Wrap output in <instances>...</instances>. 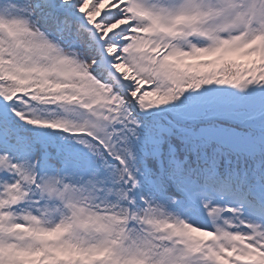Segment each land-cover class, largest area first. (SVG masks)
<instances>
[{
    "label": "trees",
    "instance_id": "1",
    "mask_svg": "<svg viewBox=\"0 0 264 264\" xmlns=\"http://www.w3.org/2000/svg\"><path fill=\"white\" fill-rule=\"evenodd\" d=\"M61 1L65 5L68 3L66 0H54L52 3L43 0H0V18L18 22L29 29V32H33L34 37L42 39L45 48L50 46L54 55L76 63L79 68L77 75L70 72L47 75L53 84L58 83L60 86L51 91L46 84L40 82L41 76L24 84L18 78L6 74L0 65V160L9 166V170H0L1 213L12 222L25 225L36 223L62 232V240L66 245L68 242L81 245V248L103 245L105 240H109L108 237L85 235L73 226L59 197L61 187L58 180L61 179L71 190L83 195L87 207L94 214L102 219L105 216L114 219L113 239L127 235V242L137 245L142 252H150V260L156 264H202V261L195 260L189 244L175 248L156 234L140 232L137 224L129 218L131 214H141L146 207L161 219L173 220L182 216L190 223L206 228L200 213L188 206L181 192V188H186L197 199L210 206L222 208L228 204L232 207V212L224 213L219 221L221 232L235 231L250 239L263 240L264 205L250 196L247 185L242 180L241 168L243 166L247 171L262 176L264 141H259L260 137L254 134L256 131L252 130L250 123L237 122L239 119L228 114L230 112H225L223 107L233 105L234 111H239V118L249 116L248 112L262 113L258 121L264 122V85L259 90L261 94H256V97L251 94L263 81H243V89L238 98L228 99L221 93L222 89L206 82L205 72H200L198 75L206 84L189 85V89L197 86L190 94L191 102L197 101L208 106L209 100H215L220 107L212 114L219 116L225 113L226 119L177 120L174 125L169 118L175 119V113L161 112V106L164 105L147 108L142 99L137 108L116 88L106 71L92 66L93 59L99 53L98 43L72 12H67L65 6H58ZM232 1L243 22L230 32V36L252 41L256 35L264 32V8H261L260 0ZM145 5L157 12L194 11L197 8L212 11L218 8L215 0H147ZM212 23L219 25V19ZM132 38L141 43L135 51L121 50V45H117L127 71L132 74L139 70L146 72L145 76L150 79L156 78L151 70L158 68L159 59L142 45L143 42H159V39L156 41V38H144L136 34ZM10 40L0 32V51L12 50L14 42ZM89 41L92 44H88ZM171 44L173 49L185 48L193 55L211 48L210 44L193 37L185 42L175 39ZM0 57L8 59V55ZM81 74L89 76L87 79L94 85L101 84L97 85L99 89H96L98 92L95 91L96 96H91L89 91L90 94L84 95L85 98L81 95L77 89L79 83H82ZM195 79L198 80L199 77ZM179 83L185 81L181 80ZM136 84L134 83V89L138 92L140 86ZM156 87L167 100H163L164 103L184 100L182 91L185 90L175 87L171 80L156 78ZM231 88L233 86H228L227 91ZM6 90L19 96L10 98L7 102L4 99L7 96ZM61 91L67 97L76 94L78 102L70 98L60 101L57 93ZM224 94L227 95V92ZM243 95L245 100L249 97L247 104L242 103ZM201 109L192 117H201ZM244 109L247 111H243ZM38 122L57 123L98 134L101 129L106 140L114 144L133 173L146 205L138 203L134 190L131 196L133 205L128 204L127 188L122 180L123 165L119 161H108L101 147L86 134L77 136ZM198 128L216 132L223 130L236 137H248L254 144L260 145V149L249 158L246 153L229 148L224 140L208 134L201 136ZM262 137L264 138L263 135ZM202 151L212 164L203 161ZM242 220L252 228L243 226ZM0 240H5L12 248L32 245L18 236ZM107 244L109 243H105Z\"/></svg>",
    "mask_w": 264,
    "mask_h": 264
},
{
    "label": "rangeland",
    "instance_id": "2",
    "mask_svg": "<svg viewBox=\"0 0 264 264\" xmlns=\"http://www.w3.org/2000/svg\"><path fill=\"white\" fill-rule=\"evenodd\" d=\"M43 1L46 3L54 2V0ZM66 1H68L66 5L64 4V1H61L58 6H65V9L67 8V12H72L75 17H77V19L88 28L95 42L98 43L99 53L98 56L93 59L92 66H94V68L99 67L100 69L106 71V73L109 74L115 82L116 88L120 89L122 94L126 95L127 99H129L137 107H139V102L142 99L145 101L144 105L147 108H154L156 105L161 106L160 103L163 104V100L167 101L161 96V91L156 87V78L157 80H171L174 82L175 87L185 90L182 91L184 100H176V102L166 103L165 106H161L163 108L162 110H168L170 112L174 110L175 112L182 114L183 118L192 116L200 108L203 109L201 115H205L213 113L214 110L220 107L217 106L218 102L212 99L209 100L208 106L205 103H199L197 101L191 102L190 94L192 90L197 87L196 85H199L200 83L206 84L207 82L209 85H214L215 88L222 89L221 93H223V96H227L228 99H237L240 91L243 89L241 87L243 81H249L250 79H254L256 81L261 80L263 81V84L254 88L255 91L251 93L252 96L255 95V97L257 96L256 94H261V91L259 90L264 85V38L257 40L256 51L250 49L249 45L242 44V39L235 38L229 42H224L222 46L216 50H206L204 52L199 51L194 55L189 52L184 53L182 51H178V49H173L170 46L167 48L165 47L161 50V52H157V49H155L158 47L157 43L151 42L150 45L154 46L153 49H155V52H157L159 57V63L156 70H151L156 78L150 79L145 76L146 72L142 73L139 70L129 74L126 66L122 62V57L117 46L121 45V50L127 49L132 52L138 49L141 45V43H137L132 38V25H135L134 19L136 17L134 16L135 18L128 20L125 14V10H131L130 0L126 1V4L120 3V0ZM133 1L139 6H144L147 0ZM218 1L221 5V11H219V13H215V15H210L209 17L206 15H198L194 18L180 20L178 21V28L175 26V18L174 21L167 19L172 15L170 10H165L162 11V13H164L167 18L154 17L149 19L145 23L147 24V27L144 30L152 31L154 29L158 31L161 30V27L164 24L162 29H166L167 31H164L168 32L170 29L168 23L173 25L174 30L185 29L196 31V28L199 30L204 28L205 30L208 28V20L211 17L214 19L218 16H220L221 20L224 22V29L232 28V31L235 27H239L243 21L240 14H238L233 1ZM156 19L160 21L154 22ZM29 31V29H26L18 22H8L4 20V18H0V32L4 33L14 42L11 51H0L1 56L4 57V55H8V59L0 57V65L6 74L18 78L24 84H28L31 80H33V78L41 76L42 78H40V82L46 84L48 89L51 91L54 87L60 86L58 83L53 84L47 75L53 73L59 75L60 73L68 74L69 72L70 74L76 73L77 75L79 68L76 63L69 62L63 57L54 55V51L50 46H48V49L45 48V42L40 38L34 37L33 32ZM26 34L28 36H26ZM121 39H123V41H119ZM127 41L130 42L127 43ZM124 43H126V45ZM88 44H92V42L89 41ZM159 44H161V42H159ZM142 46H144V42ZM232 70L234 71L231 72ZM200 72H205L207 78L206 82L201 81V76L198 75ZM81 75L83 76L82 83L81 85L79 83L77 87L81 95L84 96L91 93V96H96V92H98L96 89L98 86H101V84H97L98 86L94 85L89 82V79H87L90 78L89 76L85 74ZM195 77H199V79L197 80ZM181 80L185 81V83H179ZM231 82L235 85H232ZM134 83H137L136 85L140 86V90L138 92L134 89ZM192 83L196 85L189 89V85ZM230 85L233 86V88H231L230 91H227L228 86L230 87ZM233 89L236 90L233 91ZM88 91L90 93H88ZM8 92L11 91L6 90L7 96L4 97L7 102L10 98L12 99L19 96L12 94V92ZM226 92L227 95L224 94ZM57 95L60 97V101H64L65 98H70L72 101L78 102L76 94L74 93L70 97H67V94L64 91L57 93ZM245 98L246 97L243 95L244 100L242 103L249 102V100H247L249 97L246 100ZM212 104L216 106H210ZM194 105H198V107H195ZM223 107L225 112H230L228 114L233 115L234 117L238 116L239 111L234 113L233 105H224ZM243 111L247 110L244 109ZM97 123L99 124V127H101V124L99 122ZM100 133V136L104 137L101 129ZM225 133L226 132L223 130L220 131V134ZM242 140L246 141L245 139ZM0 170H9L8 164L1 160ZM15 197L17 198L18 196ZM16 198H14V200H17ZM61 199L69 207L76 223H78V227H80V229L82 228L86 234L102 235L105 233V226L108 228V235L113 233L112 229L115 223L114 219L105 216L101 222L95 218L88 211V207L86 206L84 197L81 193L63 189L61 192ZM204 213L206 219L214 223L217 215L209 210H204ZM146 216L147 217L144 220L146 225L156 230L164 231L171 237L177 236L173 232L172 225H165L156 220L153 221L149 214ZM86 219H90L89 221L91 223H84ZM39 226L40 225L36 223H31L29 227H22L14 224L10 220L4 221L0 213V235L12 236L14 234H18L33 239L34 234L42 232L50 234L47 237H42L41 239L34 235L38 240L40 239V243L30 245L26 248H12L6 244L5 240H0V264H149L146 261L140 260V258H145L147 261L152 260L150 252H142L138 249L137 245L135 246L128 243L127 235L124 240L122 238L115 240L110 239V244H107L109 246L93 245L92 247H83V250H80L81 245L76 243L68 242L69 244L66 245V243L62 240V232H57L56 235L47 229L39 228ZM123 233L124 232H122V234ZM184 234L191 238H195L202 244L209 243L211 250H222L220 245L215 242L213 238L214 235L210 232H201L184 225V229L178 235L183 236ZM228 242L235 243L234 248L242 253H245L247 250L243 244L244 240L240 237L231 236L229 237ZM255 251L261 256H264V252L262 250L255 248ZM164 258H166V255ZM169 258L172 259V257Z\"/></svg>",
    "mask_w": 264,
    "mask_h": 264
},
{
    "label": "bare ground",
    "instance_id": "3",
    "mask_svg": "<svg viewBox=\"0 0 264 264\" xmlns=\"http://www.w3.org/2000/svg\"><path fill=\"white\" fill-rule=\"evenodd\" d=\"M122 1H125V0H122Z\"/></svg>",
    "mask_w": 264,
    "mask_h": 264
}]
</instances>
